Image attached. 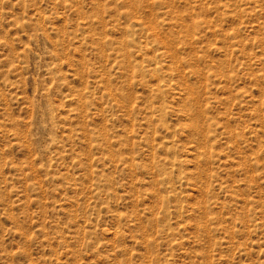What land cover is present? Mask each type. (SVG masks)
Listing matches in <instances>:
<instances>
[{
	"label": "rangeland",
	"instance_id": "374dc122",
	"mask_svg": "<svg viewBox=\"0 0 264 264\" xmlns=\"http://www.w3.org/2000/svg\"><path fill=\"white\" fill-rule=\"evenodd\" d=\"M0 264H264V0H0Z\"/></svg>",
	"mask_w": 264,
	"mask_h": 264
}]
</instances>
